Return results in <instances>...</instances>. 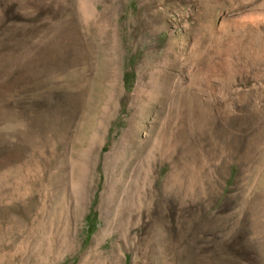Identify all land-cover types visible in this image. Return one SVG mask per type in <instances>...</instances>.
Wrapping results in <instances>:
<instances>
[{
    "label": "rangeland",
    "instance_id": "1",
    "mask_svg": "<svg viewBox=\"0 0 264 264\" xmlns=\"http://www.w3.org/2000/svg\"><path fill=\"white\" fill-rule=\"evenodd\" d=\"M0 264H264V0H0Z\"/></svg>",
    "mask_w": 264,
    "mask_h": 264
}]
</instances>
